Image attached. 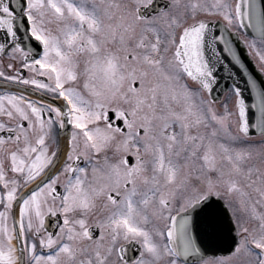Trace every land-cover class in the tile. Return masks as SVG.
<instances>
[{
	"label": "snow or ice",
	"instance_id": "1",
	"mask_svg": "<svg viewBox=\"0 0 264 264\" xmlns=\"http://www.w3.org/2000/svg\"><path fill=\"white\" fill-rule=\"evenodd\" d=\"M0 55V264H264V0H0Z\"/></svg>",
	"mask_w": 264,
	"mask_h": 264
},
{
	"label": "water",
	"instance_id": "2",
	"mask_svg": "<svg viewBox=\"0 0 264 264\" xmlns=\"http://www.w3.org/2000/svg\"><path fill=\"white\" fill-rule=\"evenodd\" d=\"M248 34L252 35L251 30L248 31ZM225 35L230 36L233 42V48L241 57V65L243 67L237 65L233 67L228 63H223L217 70V76L219 79L218 84L215 86L212 95L219 96L224 93L226 89L233 83V81L237 82L240 86H244L249 75H252L254 79H259L260 74L257 70V66L251 57L247 46L243 43V40L236 33H231L230 31L225 32ZM226 60H229L230 57L228 54H223ZM247 94V90H246ZM222 252L223 249L218 245H210L205 252V255Z\"/></svg>",
	"mask_w": 264,
	"mask_h": 264
},
{
	"label": "flooded vegetation",
	"instance_id": "3",
	"mask_svg": "<svg viewBox=\"0 0 264 264\" xmlns=\"http://www.w3.org/2000/svg\"><path fill=\"white\" fill-rule=\"evenodd\" d=\"M239 35H240V37L242 38V39H251V35H249V34H245L243 31H241L240 33H239ZM251 53V55H252V57L254 58V60H255V62H256V64L258 65V59H257V57L255 56V53H253V52H250ZM0 59H7V57L6 56H2V55H0ZM226 94V93H225ZM224 94V95H225ZM224 95H220L219 97H218V99L217 100H219L220 98H222ZM221 254H223V253H218L217 255H215V256H219V255H221ZM207 257H214V255H210V256H207Z\"/></svg>",
	"mask_w": 264,
	"mask_h": 264
}]
</instances>
